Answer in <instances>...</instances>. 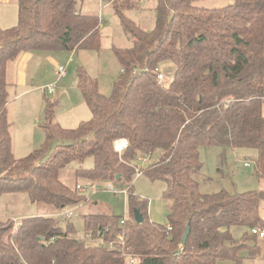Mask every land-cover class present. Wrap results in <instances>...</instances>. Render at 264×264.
<instances>
[{
    "label": "trees",
    "instance_id": "1",
    "mask_svg": "<svg viewBox=\"0 0 264 264\" xmlns=\"http://www.w3.org/2000/svg\"><path fill=\"white\" fill-rule=\"evenodd\" d=\"M195 1L156 0L153 26L144 29L123 14L130 0H106L131 39L130 46L114 49L120 70L112 92L102 94L96 78L78 66L76 87L90 118L62 128L46 102L44 143L16 158L7 63L22 51L97 49L100 43L98 16L79 12L76 0H17L16 24L0 26V193L23 191L56 212L19 223L0 220V264H216L238 261L243 248L256 255L258 237L251 229L264 228L258 212L264 191L201 193L196 176L199 147L217 145L256 149L255 174L264 177V0H231L221 7ZM168 63L173 71L164 82ZM120 139L126 144L117 150ZM87 155L93 165L76 168L74 176L126 183L120 188L129 217L84 214L78 237L63 209L83 201L77 185L84 184L65 183L58 173ZM137 159L149 161L137 168ZM141 171L165 183L166 223L151 220L146 201L132 190ZM233 225L246 227L239 240L229 232Z\"/></svg>",
    "mask_w": 264,
    "mask_h": 264
},
{
    "label": "rangeland",
    "instance_id": "2",
    "mask_svg": "<svg viewBox=\"0 0 264 264\" xmlns=\"http://www.w3.org/2000/svg\"><path fill=\"white\" fill-rule=\"evenodd\" d=\"M130 1L132 5L130 8H124L123 14L142 27L152 28L154 22L153 9L156 0ZM228 3H231V0H197L194 2L196 5L205 7H221ZM76 9L87 13H96L98 18L103 20L102 24H99V47L97 49H78L74 51L39 52L43 56L53 55L55 58L54 64L53 61L51 64L47 63L48 57L46 56L35 76L27 74L26 79L24 78L23 81L25 84H22L23 72L20 71V82L17 85L11 84L8 86V99L10 100L7 102V118L12 147L14 148L13 154L16 158L27 155L44 143L45 131L41 123L46 102L52 103V120L62 128L74 129L81 121L90 118V110L76 87L75 70L78 66L84 67L90 76L96 78L98 90L102 94L109 95L112 92L113 82L120 70L114 49L130 46L131 39L122 28L118 16L114 13L113 6L106 0H76ZM13 15V19L15 17L14 23L11 21L8 24H16V15L15 13ZM0 24L4 26V23ZM11 25H6V27ZM58 63L65 65V73L62 75L57 74L56 65ZM162 70L165 76L164 82L169 81L173 64L163 65ZM8 77H10L9 73ZM30 83H34V86L37 87L27 92ZM49 85H53V89H55L51 93L46 91ZM43 89H46L45 93ZM262 114L264 116V103ZM121 142H117V148H120ZM55 143L56 141L53 142L52 146ZM156 156V154H153L150 160H154ZM198 156L201 168L196 179L201 193H213L221 189L231 193L264 191V177H258L254 170V162L257 157L256 149L217 145L200 146ZM148 161V159H137V168L145 166ZM244 162H248L249 165L245 166ZM92 165L93 158L91 155H87L81 160H69L60 168L58 173L59 178L65 183L76 185L82 182L84 184L82 185V191L79 192L84 195L83 201L67 207V209H72L74 212V215L70 216V220L74 225V235L78 237L83 235L84 214L103 212L120 217H129L127 194H114L111 190L112 186L107 185L112 182L89 180L74 176L73 171L76 168H89ZM114 184L119 188L126 185V183L120 181ZM132 186L133 192L146 201L148 217L153 221L166 223L170 201L163 196L165 183L153 180L141 171L134 176ZM65 210L63 209V212ZM55 212L50 205L31 201L23 191L0 193V220L10 219L14 223H19L22 218L27 216L51 215ZM258 212L260 218L264 221L263 199L259 201ZM245 230L246 227L242 225L229 227L232 237L237 240L241 238ZM250 242L248 241V243ZM255 243L259 250L254 257L250 256L249 252L247 253L246 249L243 248L240 250L241 257L238 261L219 259L216 264H264V238H257Z\"/></svg>",
    "mask_w": 264,
    "mask_h": 264
},
{
    "label": "crops",
    "instance_id": "3",
    "mask_svg": "<svg viewBox=\"0 0 264 264\" xmlns=\"http://www.w3.org/2000/svg\"><path fill=\"white\" fill-rule=\"evenodd\" d=\"M200 6H202V5H200ZM78 11L87 14V12H83L81 10H78ZM14 13H15L16 18H17V0H0V23H4V26L0 24V26L2 28L10 27V26L6 27V25H11L12 23H14V21H15V17L13 19ZM88 14H96V13H90L89 12ZM96 15H98V14H96ZM98 20H99V24H102L103 20L99 19V18H98ZM11 21H12V23L8 24ZM143 28L149 29V28H145V27H143ZM35 52H37V51H33V52L22 51L16 56V58L9 61V64L7 63L8 65H7L6 79H7L9 85H11V84L17 85L20 82L19 81V74H20L19 72L20 71L23 72L22 73V76H23L22 84H25L23 82L24 78L26 79L27 74H29L31 76H35L39 67L43 63L44 58H46V56L48 57L47 63L51 64V62L53 61V64H54L55 58L53 57V55H51V56L44 55L43 56L42 54L39 53L41 51H39L37 53H35ZM8 73H9L10 77H8ZM29 85L30 86L27 87V92H29V91H31L37 87V86H34V83H30ZM36 85H37V83H36ZM45 90L46 89H43L44 93H45ZM54 90L55 89H53V91ZM11 150L13 153L14 148L12 147V138H11Z\"/></svg>",
    "mask_w": 264,
    "mask_h": 264
},
{
    "label": "built area",
    "instance_id": "4",
    "mask_svg": "<svg viewBox=\"0 0 264 264\" xmlns=\"http://www.w3.org/2000/svg\"><path fill=\"white\" fill-rule=\"evenodd\" d=\"M56 69H57V74H58V75H62V74L65 73V65L58 64V65L56 66ZM161 77H162L161 74H158V78L161 79ZM53 85H54V84H53ZM53 85H49V86L47 87V91H48V93H51V92L53 91V88H54ZM120 141H122V142L120 143L121 145H120L119 150H120L121 148H123V147L125 146V144H126V141H125V140H123V139L118 140V141H116V143H115L116 148H117V142H120ZM117 149H118V148H117ZM107 185L112 186L111 190H112V192H113L114 194H115V193H124V192H125V190H123V189H121V188H118L117 186L113 185L112 183H111V184L108 183ZM77 188H78L79 190H82L83 186H81V185H77ZM64 214H65L66 216H69V217H70V216L74 215V212H73L72 209H67V208H66V210L64 211ZM251 232H252V234L256 235L258 238H264V228H263V227H259V226L253 227V228L251 229ZM117 237H118L119 240L122 239L121 235H118ZM114 245H115V244H112L111 247H113Z\"/></svg>",
    "mask_w": 264,
    "mask_h": 264
},
{
    "label": "water",
    "instance_id": "5",
    "mask_svg": "<svg viewBox=\"0 0 264 264\" xmlns=\"http://www.w3.org/2000/svg\"><path fill=\"white\" fill-rule=\"evenodd\" d=\"M134 220H135V222H140L142 220V216L137 209L134 210ZM187 235H188V226H186L185 233L182 236L181 244L185 243Z\"/></svg>",
    "mask_w": 264,
    "mask_h": 264
},
{
    "label": "clouds",
    "instance_id": "6",
    "mask_svg": "<svg viewBox=\"0 0 264 264\" xmlns=\"http://www.w3.org/2000/svg\"><path fill=\"white\" fill-rule=\"evenodd\" d=\"M117 150H119V147H118V149Z\"/></svg>",
    "mask_w": 264,
    "mask_h": 264
}]
</instances>
